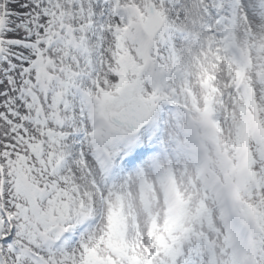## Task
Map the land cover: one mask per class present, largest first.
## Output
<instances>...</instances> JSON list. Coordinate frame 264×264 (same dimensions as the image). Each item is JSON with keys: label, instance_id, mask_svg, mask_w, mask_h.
I'll return each mask as SVG.
<instances>
[{"label": "snow or ice", "instance_id": "snow-or-ice-1", "mask_svg": "<svg viewBox=\"0 0 264 264\" xmlns=\"http://www.w3.org/2000/svg\"><path fill=\"white\" fill-rule=\"evenodd\" d=\"M0 264H264V0H0Z\"/></svg>", "mask_w": 264, "mask_h": 264}]
</instances>
